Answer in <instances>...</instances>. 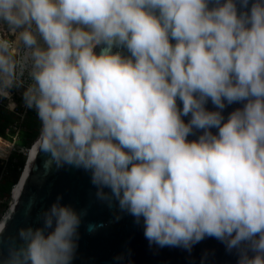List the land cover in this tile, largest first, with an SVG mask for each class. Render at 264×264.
Returning a JSON list of instances; mask_svg holds the SVG:
<instances>
[{"label": "clouds", "instance_id": "1", "mask_svg": "<svg viewBox=\"0 0 264 264\" xmlns=\"http://www.w3.org/2000/svg\"><path fill=\"white\" fill-rule=\"evenodd\" d=\"M13 88L40 121L33 151L88 173L150 246L211 237L264 264V0H0L9 110ZM62 199L0 264H72L87 210Z\"/></svg>", "mask_w": 264, "mask_h": 264}, {"label": "water", "instance_id": "2", "mask_svg": "<svg viewBox=\"0 0 264 264\" xmlns=\"http://www.w3.org/2000/svg\"><path fill=\"white\" fill-rule=\"evenodd\" d=\"M95 51L99 54L100 48L97 47ZM206 107L210 111L217 110L211 101ZM238 107L242 105L227 106L223 112L225 118ZM183 119L187 123L189 118ZM212 131L216 132L215 129ZM188 139L196 137L189 136ZM47 159L42 152L35 155L25 184L5 223L6 227L0 234V258H7L18 230L39 226V214L49 208L57 196H62V204L71 205L78 212L87 210L79 228L78 249L72 264H237L235 251L227 252L223 243L211 237L195 244L190 252L180 247L150 246L142 223L138 225L134 217L120 213L116 208L110 209L96 200V189L91 185L88 173L69 167L57 170L54 165L49 168ZM117 216L121 218L117 220ZM89 224L96 226L94 232L87 230ZM118 256L122 260H116Z\"/></svg>", "mask_w": 264, "mask_h": 264}, {"label": "rangeland", "instance_id": "3", "mask_svg": "<svg viewBox=\"0 0 264 264\" xmlns=\"http://www.w3.org/2000/svg\"><path fill=\"white\" fill-rule=\"evenodd\" d=\"M24 90V88L11 90V102L16 105L14 110H9L8 99L0 98V131L2 133L0 137V221L10 209L11 194L16 185H13L15 175L12 167L8 168L6 162L10 161L11 165L22 163L25 150L37 140L39 135L40 121L34 109L25 107Z\"/></svg>", "mask_w": 264, "mask_h": 264}, {"label": "bare ground", "instance_id": "4", "mask_svg": "<svg viewBox=\"0 0 264 264\" xmlns=\"http://www.w3.org/2000/svg\"><path fill=\"white\" fill-rule=\"evenodd\" d=\"M33 145L34 143L31 145V147H29L28 151H27V154H26V157H25V161H23V164H24V167L22 170H20V174L18 175L19 177L17 178L18 180L16 181V185H15V188L12 190V194H11V198H12V203L10 205V209L8 212H6V215L4 216V218L2 219L1 217V221L0 223H3L5 224L6 221L9 219L11 213H12V210L17 202V199L20 195V192L22 190V187L24 186L25 184V181L27 179V176L29 174V171H30V168L33 164V161H34V158H35V155H36V151H33ZM10 194V193H9Z\"/></svg>", "mask_w": 264, "mask_h": 264}, {"label": "trees", "instance_id": "5", "mask_svg": "<svg viewBox=\"0 0 264 264\" xmlns=\"http://www.w3.org/2000/svg\"><path fill=\"white\" fill-rule=\"evenodd\" d=\"M2 136V133H1V131H0V137ZM32 145V144H31ZM31 145H30V147H31ZM28 149L29 148H27L26 150H25V157H26V154H27V151H28ZM25 157H24V161H25ZM22 164H23V162L22 163H19V165L18 164H16V165H11L10 164V161H7L6 162V166L8 167V168H11L12 167V170H13V174L15 175V180H16V178H17V176L20 174L19 173V170L22 168L23 169V167H24V164H23V167H22ZM19 169V170H18ZM21 169V170H22ZM0 170H1V166H0ZM19 177V176H18ZM18 180V179H17ZM16 184V182L13 184V185H15Z\"/></svg>", "mask_w": 264, "mask_h": 264}, {"label": "built area", "instance_id": "6", "mask_svg": "<svg viewBox=\"0 0 264 264\" xmlns=\"http://www.w3.org/2000/svg\"><path fill=\"white\" fill-rule=\"evenodd\" d=\"M0 178H1V172H0Z\"/></svg>", "mask_w": 264, "mask_h": 264}]
</instances>
